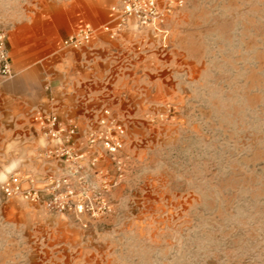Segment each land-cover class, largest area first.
<instances>
[{
  "label": "rangeland",
  "instance_id": "374dc122",
  "mask_svg": "<svg viewBox=\"0 0 264 264\" xmlns=\"http://www.w3.org/2000/svg\"><path fill=\"white\" fill-rule=\"evenodd\" d=\"M58 1L0 0V27ZM159 4L179 64L99 164L106 213L5 199L28 174L0 164V264H264V0Z\"/></svg>",
  "mask_w": 264,
  "mask_h": 264
},
{
  "label": "crops",
  "instance_id": "0c3cea01",
  "mask_svg": "<svg viewBox=\"0 0 264 264\" xmlns=\"http://www.w3.org/2000/svg\"><path fill=\"white\" fill-rule=\"evenodd\" d=\"M119 2H52L17 20L8 32L15 76L0 92V164H18L36 186L48 185L60 165L41 155L58 143L38 131L35 110L55 111L80 133L95 125L107 107L124 120L136 116L137 103H158L163 78L179 64L165 43L167 29L141 28L135 19L116 36L101 29L81 47L64 46V39L80 28L111 22ZM74 143L81 146V139ZM99 164L109 162L104 157Z\"/></svg>",
  "mask_w": 264,
  "mask_h": 264
},
{
  "label": "built area",
  "instance_id": "2783aa9c",
  "mask_svg": "<svg viewBox=\"0 0 264 264\" xmlns=\"http://www.w3.org/2000/svg\"><path fill=\"white\" fill-rule=\"evenodd\" d=\"M113 11L115 16L111 22L80 28L64 39V46L81 47L101 29L116 36L131 19H135L141 28L163 30L171 8L160 6L159 0H120L113 6ZM7 38L8 29L0 27V92L4 84L15 76ZM34 119L38 131L46 139L58 143L41 155L55 160L60 165V171L44 187L36 186L29 175L26 179L31 185L25 186L24 176L14 172L1 184L4 198L22 196L62 212L75 211L92 216L106 213V179L102 178L97 184L98 176L103 173L98 169L99 162L107 157L121 169L127 136L124 122L108 107L103 109L95 125L81 133L75 125L63 122L52 110L37 109ZM76 137L81 139V146L74 143ZM46 195L49 197L46 198Z\"/></svg>",
  "mask_w": 264,
  "mask_h": 264
}]
</instances>
